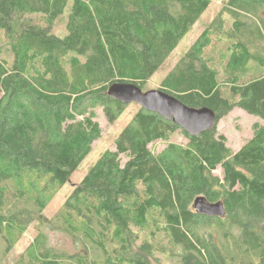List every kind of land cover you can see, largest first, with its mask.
Listing matches in <instances>:
<instances>
[{"label": "trees", "instance_id": "1", "mask_svg": "<svg viewBox=\"0 0 264 264\" xmlns=\"http://www.w3.org/2000/svg\"><path fill=\"white\" fill-rule=\"evenodd\" d=\"M213 1L0 0V264L102 136L96 110L126 109L109 87L146 90ZM158 89L217 124L259 120L234 151L217 124L191 135L139 106L50 221L84 250L38 232L12 264H264V0H227ZM202 197L224 216L198 213Z\"/></svg>", "mask_w": 264, "mask_h": 264}, {"label": "rangeland", "instance_id": "2", "mask_svg": "<svg viewBox=\"0 0 264 264\" xmlns=\"http://www.w3.org/2000/svg\"><path fill=\"white\" fill-rule=\"evenodd\" d=\"M227 0H214L208 9L203 13L199 20L192 26L189 33L181 40L175 51L165 61L164 65L151 77L148 81L146 90L158 89L161 81L166 74L174 67L188 47L196 40L206 26L217 16L222 9L224 3ZM64 24L58 21L55 27V33L64 35ZM125 104V103H124ZM127 107L120 117L111 122L106 116L105 112L98 108L96 110L97 119L102 128V136L96 140L92 145V150L88 156L81 163L79 168L73 173L70 181L66 183L55 198L49 203L42 215H39L38 221H35L28 229L27 233L20 239L15 248L10 250L8 256L4 258L2 264H12L18 255L28 246L30 241L38 232H44L48 237V243L55 249H60L75 253L77 251H83L84 245L81 242H77L69 234L54 230L50 227V221L53 219L54 213H56L64 204L67 196L71 192L73 186L82 181L87 174L91 166L97 161L101 154L107 149H115L116 139L120 133L128 125L134 114L139 110V104L136 102L126 104ZM259 118L249 114L247 111L241 108H235L230 113L220 119L217 124L218 131L226 135L228 139V146L234 151H238L253 135V125ZM171 141L176 143H187L186 137L177 131L173 134ZM167 145L166 142H156L151 148L159 152ZM222 167L219 166L214 173L222 175ZM159 255V254H157ZM156 264H176L174 260L163 259L162 262Z\"/></svg>", "mask_w": 264, "mask_h": 264}, {"label": "water", "instance_id": "3", "mask_svg": "<svg viewBox=\"0 0 264 264\" xmlns=\"http://www.w3.org/2000/svg\"><path fill=\"white\" fill-rule=\"evenodd\" d=\"M108 94L114 99L128 104L138 103L149 111L158 112L169 120H173L191 135H198L211 130L217 124V114L209 107H190L175 96L160 90L144 91L141 87L126 82H116L109 87ZM195 210L207 216H224L225 208L221 202H209L198 198Z\"/></svg>", "mask_w": 264, "mask_h": 264}, {"label": "bare ground", "instance_id": "4", "mask_svg": "<svg viewBox=\"0 0 264 264\" xmlns=\"http://www.w3.org/2000/svg\"><path fill=\"white\" fill-rule=\"evenodd\" d=\"M161 90V89H160Z\"/></svg>", "mask_w": 264, "mask_h": 264}]
</instances>
